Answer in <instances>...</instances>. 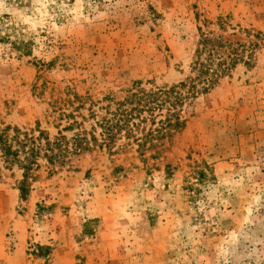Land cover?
Instances as JSON below:
<instances>
[{
	"label": "rangeland",
	"instance_id": "obj_1",
	"mask_svg": "<svg viewBox=\"0 0 264 264\" xmlns=\"http://www.w3.org/2000/svg\"><path fill=\"white\" fill-rule=\"evenodd\" d=\"M0 18L30 44L0 43V128L63 153L32 180L0 160V264H264V0H0ZM207 34L255 45L249 65L144 157L124 133L105 147L106 111L183 82Z\"/></svg>",
	"mask_w": 264,
	"mask_h": 264
},
{
	"label": "trees",
	"instance_id": "obj_2",
	"mask_svg": "<svg viewBox=\"0 0 264 264\" xmlns=\"http://www.w3.org/2000/svg\"><path fill=\"white\" fill-rule=\"evenodd\" d=\"M0 43L8 44L20 56H28L30 53V44L12 40L7 34H0ZM254 47L255 45H251L245 48L238 44L235 47L219 36H203L194 51L189 76L183 82L169 88L151 90H144L135 84V88L117 103L113 111H106L107 116L99 123L104 146L111 148L114 140L124 133L125 138L135 143L140 155L144 157L147 149L157 148L158 142L171 138L184 128L185 121L181 117L184 104L198 95L214 90L230 76L237 65H249V57ZM244 53H249L246 58ZM147 124L149 128L146 129L144 126ZM37 133L38 136L34 137L33 134L16 127L0 128L2 164L8 170L18 167L23 171V177L31 180L34 178L32 173L37 168V160L41 156L52 167L60 165L63 160L60 138L50 142L44 132L37 130ZM77 145L81 149L87 142L82 146L81 140H78ZM22 185L26 187L27 181H22Z\"/></svg>",
	"mask_w": 264,
	"mask_h": 264
}]
</instances>
